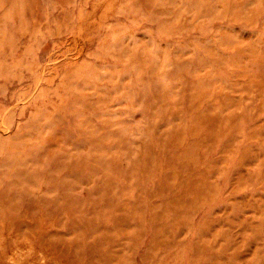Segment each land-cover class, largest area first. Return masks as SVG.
<instances>
[{"label": "rangeland", "instance_id": "rangeland-1", "mask_svg": "<svg viewBox=\"0 0 264 264\" xmlns=\"http://www.w3.org/2000/svg\"><path fill=\"white\" fill-rule=\"evenodd\" d=\"M0 264H264V0H0Z\"/></svg>", "mask_w": 264, "mask_h": 264}]
</instances>
